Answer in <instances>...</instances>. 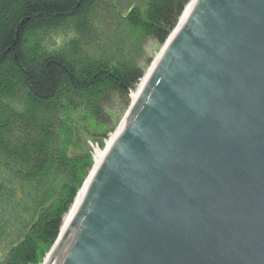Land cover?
Segmentation results:
<instances>
[{"label":"water","instance_id":"95a60500","mask_svg":"<svg viewBox=\"0 0 264 264\" xmlns=\"http://www.w3.org/2000/svg\"><path fill=\"white\" fill-rule=\"evenodd\" d=\"M127 116L51 264H264V0H198Z\"/></svg>","mask_w":264,"mask_h":264},{"label":"trees","instance_id":"16d2710c","mask_svg":"<svg viewBox=\"0 0 264 264\" xmlns=\"http://www.w3.org/2000/svg\"><path fill=\"white\" fill-rule=\"evenodd\" d=\"M190 0H0V264H42L103 150L109 107Z\"/></svg>","mask_w":264,"mask_h":264},{"label":"bare ground","instance_id":"6f19581e","mask_svg":"<svg viewBox=\"0 0 264 264\" xmlns=\"http://www.w3.org/2000/svg\"><path fill=\"white\" fill-rule=\"evenodd\" d=\"M198 0H190L189 3L185 6L184 11L182 12L178 23L174 29V32H172V35L169 37V39L166 42L165 47L160 51V53L158 54V56L156 57V59L154 60L153 64L151 65V67L148 70V73L145 77H143L141 79V81L139 82L138 86L136 87L135 91H133L131 93V104H130V108H129V112L135 108V106L137 105L140 97L142 96V94L144 93V90L148 84V82L150 81V79L152 78L154 72L156 71L158 64L161 60V57L163 56L164 52H165V48L167 47V45H169L171 43V41L173 40L174 36L178 33L179 30H181V28L183 27V25L185 24L191 10L193 9V7L195 6L196 2ZM127 114V115H128ZM125 116L124 119L122 120L119 128L116 130V132L110 136V138L108 139V141H106L105 143V148L103 150H99L96 151L95 155H94V164L92 169L90 170L85 182L83 183L81 189L78 191L73 204L71 205L68 213L66 214V216L63 219L62 222V227L59 233V238H60V245L63 243L64 239L66 238V234L68 232V229L70 227V225L72 224L75 216L77 215V212L80 209V206L82 205L85 196L89 190L90 184L92 179L94 178L98 168L100 167L101 163L103 162L106 153L111 149L112 145L114 144L115 140L118 137L119 132H121V130L123 129V127L125 126L128 116ZM54 258V257H53ZM53 258H48V256H46L43 260L42 264H51Z\"/></svg>","mask_w":264,"mask_h":264},{"label":"rangeland","instance_id":"374dc122","mask_svg":"<svg viewBox=\"0 0 264 264\" xmlns=\"http://www.w3.org/2000/svg\"><path fill=\"white\" fill-rule=\"evenodd\" d=\"M166 42H165V44L163 46H158L157 43L154 40L149 39L143 45V57H141L139 60H137V63H138V65L141 68H144L145 65H146V62L149 61L148 67L145 69V72H144V77L147 75L149 68L153 64L154 60L156 59V57L158 56L160 51L165 47ZM138 84L135 86V88H134V90H132V92L135 91V89L138 86ZM131 93L128 95V104L125 103V101H123L122 99H119L116 102L112 101L110 103L109 107L111 109L112 114L114 115V120L112 122L111 121L108 122V129L110 130L113 127V125H114L113 123H116V126H115V128H113L111 133L107 135L106 141H108L110 136L113 135L116 132V130L120 126L122 120L126 116L128 110L130 108V104H131ZM105 144L106 143H104V148H105ZM96 151H99V149L92 145L90 147V154L92 156L93 162H94V158L93 157H94Z\"/></svg>","mask_w":264,"mask_h":264}]
</instances>
